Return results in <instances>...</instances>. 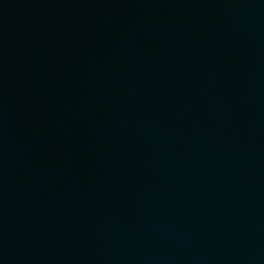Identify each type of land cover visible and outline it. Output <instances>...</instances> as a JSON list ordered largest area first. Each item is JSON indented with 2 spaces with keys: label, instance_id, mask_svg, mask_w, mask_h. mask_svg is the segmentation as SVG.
Wrapping results in <instances>:
<instances>
[{
  "label": "water",
  "instance_id": "95a60500",
  "mask_svg": "<svg viewBox=\"0 0 264 264\" xmlns=\"http://www.w3.org/2000/svg\"><path fill=\"white\" fill-rule=\"evenodd\" d=\"M262 23H264V0H239Z\"/></svg>",
  "mask_w": 264,
  "mask_h": 264
}]
</instances>
